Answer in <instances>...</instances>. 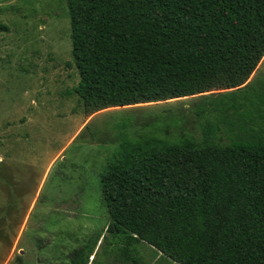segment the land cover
I'll list each match as a JSON object with an SVG mask.
<instances>
[{"label":"trees","instance_id":"1","mask_svg":"<svg viewBox=\"0 0 264 264\" xmlns=\"http://www.w3.org/2000/svg\"><path fill=\"white\" fill-rule=\"evenodd\" d=\"M66 3L80 77L68 94L87 116L226 92L199 104L201 142L120 136L101 173L108 233L125 255L144 243L178 264H264V79L249 82L264 58V0ZM102 240L69 264H89Z\"/></svg>","mask_w":264,"mask_h":264},{"label":"rangeland","instance_id":"2","mask_svg":"<svg viewBox=\"0 0 264 264\" xmlns=\"http://www.w3.org/2000/svg\"><path fill=\"white\" fill-rule=\"evenodd\" d=\"M260 79L264 58L249 82ZM79 82L66 0H0V264H69L93 234L106 240L89 264H178L144 243L124 254L101 173L122 134L201 142L199 104L226 92L87 116L68 94Z\"/></svg>","mask_w":264,"mask_h":264}]
</instances>
